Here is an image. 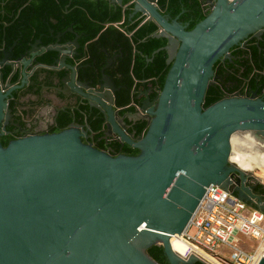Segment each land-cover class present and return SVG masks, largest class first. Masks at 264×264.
<instances>
[{"label": "water", "instance_id": "1", "mask_svg": "<svg viewBox=\"0 0 264 264\" xmlns=\"http://www.w3.org/2000/svg\"><path fill=\"white\" fill-rule=\"evenodd\" d=\"M131 3V17L155 21L154 37L167 40L155 51L165 50L171 66L164 87L153 99L152 89L144 92L137 118L147 122V130L138 138L127 132L116 109L118 89L104 70L94 106L105 117L106 131L114 130L118 142L140 154L114 157L98 150L83 142L78 125L31 132L6 147L0 142V264H159L147 253L153 245L163 248L169 264H192L199 259L180 257L171 238L186 230L206 187L217 185L246 203L257 200L264 211L258 178L230 161L233 135L251 133L264 141V100L237 93L204 106L218 79L216 62L229 59L231 49L250 36L264 34V0H204L210 14L191 31L170 22L158 0ZM78 39L45 47L58 54L46 68L57 72L67 56L78 55ZM8 60L6 54L0 67L13 66ZM77 85L87 97L89 85ZM11 86L0 75V138L13 123Z\"/></svg>", "mask_w": 264, "mask_h": 264}, {"label": "trees", "instance_id": "2", "mask_svg": "<svg viewBox=\"0 0 264 264\" xmlns=\"http://www.w3.org/2000/svg\"><path fill=\"white\" fill-rule=\"evenodd\" d=\"M158 5L170 22L177 20L186 26L187 31L193 30L210 14L204 0H158ZM0 6V43L4 42L7 49L14 46L13 59L26 54L36 40H40L43 46H48L56 42L55 35L58 33L63 34L62 42L72 41L79 35L77 60L80 62V78L96 85L101 83L104 70L118 89L116 108L122 109L120 114L136 112V107L143 103L144 97L139 95L142 91L152 89L150 97L154 98L163 89L171 66L166 63L168 55L165 50L155 51L166 46L167 40L154 37L159 30L155 21L140 14L131 17L134 9L131 0H124L123 6L108 0H0ZM70 28L73 32L69 31ZM256 42L254 40L248 43L246 49H241L239 45L231 49L232 56H246L236 61L239 65L234 69H222L220 60L216 62L214 72L225 78L227 75L228 86L216 84L208 89L205 107L221 100L224 88L229 93L240 90L241 94H251L252 90L258 88L256 79H261L259 86L262 87L264 40ZM57 55L54 51H45L36 57V62L51 66ZM2 57L0 52V58ZM109 59H113V63L106 68ZM43 72L46 75L43 81L39 80L42 76L40 72L32 78L37 88L29 89L31 94L39 95L43 86H51V78L57 76L49 70ZM60 75L63 74L58 76ZM16 79L15 76L11 81ZM19 97L20 95L15 94L16 100ZM89 112L87 105L60 110L51 132L63 131L73 123L85 128L89 126L90 132L95 134L92 140L98 150L108 151L114 157H135L140 154L139 150L127 144L103 140L101 137L105 117L98 112L87 116ZM125 123L128 131L135 137L146 133L147 122L144 120L133 121L126 118ZM12 138L4 135L0 142L6 147ZM83 142L86 143L85 140ZM258 190L264 196L261 186ZM147 253L159 264H169L161 246L153 245ZM192 264L204 263L196 261Z\"/></svg>", "mask_w": 264, "mask_h": 264}, {"label": "flooded vegetation", "instance_id": "3", "mask_svg": "<svg viewBox=\"0 0 264 264\" xmlns=\"http://www.w3.org/2000/svg\"><path fill=\"white\" fill-rule=\"evenodd\" d=\"M204 5L207 6L208 9H210L207 4L204 3ZM62 37L63 34L58 33L57 35H55L56 42L50 45H53L55 43H59L60 45H65L68 42H70V41L62 42ZM254 40L257 41L256 43L263 41L264 34L259 38L250 36L245 41L244 45H239V46L241 49H246L247 44ZM38 41L40 42V44L38 45L39 49L37 50L36 53H31L30 51ZM48 46H43L40 40H36L35 43L32 45L31 49L26 54H23L22 56L13 59L12 51L14 50V46L7 49L5 47L4 42L0 43V52L3 54V57L0 58V61H3L4 58L6 57V54H9L8 61L13 64V66L0 67V75L3 76L4 83H6L10 79V82L12 84L11 88L9 89L11 91V94L9 95L7 101L9 102V106L12 111V116H13L12 118L14 124L10 123L6 127V130L7 132H9V134H5L13 137L11 141L24 138L28 136L29 133L31 132H35L39 135L58 133L51 131L56 125V118L58 117L59 111L67 107L75 108V107H79V105H87L90 111L87 114V116H92L95 112L101 113L100 110L95 107V106H99V104L94 99V98H100L99 96L100 93H98V89L101 83L94 85L92 81L87 79L84 80L80 78L81 68L79 65L80 62H78L77 60L78 55H76L74 58L67 56V58L65 59V65L64 66L58 65V67H56V69H58V71L55 72L57 76L51 78L52 85L48 87L43 86V88L40 90L39 95L31 94L30 92H28L29 89L37 88L36 87L37 84L34 81H32V78L36 75V73L40 72V75H42L39 78L40 81H43L46 77V75H44L43 70H48L46 68L47 66L39 62L34 63L33 60L34 59L36 60V57L38 55L45 52L44 48ZM78 49H77V54H79ZM243 57L246 56L237 57V56H232L231 54L229 59H221L220 65L222 69L225 70L234 69L236 66L239 65L238 62L236 61H240L241 59H243ZM69 61H72V63H70ZM27 62L29 64H27ZM40 64L44 66L42 67V69H39ZM75 73H76V77L74 79L73 75ZM59 74H63V75L58 76ZM25 75L26 78L24 80ZM215 75L218 77V79L215 81V85L216 84L219 86L223 85L224 87L228 86L227 75L226 78L218 76L217 74ZM15 76L17 77V79L11 81ZM68 78L69 81L66 80ZM260 81L261 79H256L255 82L258 84V88L257 90H252L251 94L248 93L241 94L240 90H236L232 93H229L224 88L221 98L222 99L232 98V96L237 93L241 97L249 98L252 94L257 93L259 97L264 100V80L262 87L259 86ZM77 82H84L89 85L90 89L84 90L86 95H88L87 97L76 90V88L79 87L77 85ZM144 92H147V90L142 91L139 94L140 97H144L143 101L145 100ZM23 93H25L24 96L22 95ZM15 94L20 95V97L17 100L15 98ZM141 106L142 104L139 107H136L135 113L126 112L120 115L125 117V119L129 118V120H133V121L139 120L137 118V115L140 113ZM116 109H120V108H116ZM72 125L80 126L77 129L81 134L82 140H85L86 144L95 147V143L92 140V138L95 137V134L90 132L91 129L89 126L85 128L79 124L73 123L68 128H70ZM7 128H9V130ZM126 129L127 132H129L127 125H126ZM107 133L108 132L106 131V121H105V128L101 138L107 141L108 143H111L112 141H118L115 138L114 130H112L111 133L108 134ZM232 142H234L235 144L233 145L234 155L231 158V162L235 166H238L243 169H254V167L257 168V165L261 163L264 164V141L257 139L251 133H244L240 136L235 137ZM257 185H258L257 186V191H258V187L261 185L259 181H257Z\"/></svg>", "mask_w": 264, "mask_h": 264}, {"label": "built area", "instance_id": "4", "mask_svg": "<svg viewBox=\"0 0 264 264\" xmlns=\"http://www.w3.org/2000/svg\"><path fill=\"white\" fill-rule=\"evenodd\" d=\"M258 181L264 189V179ZM174 238L188 243L185 260L195 256L204 264H259L264 260V211L257 200L246 203L210 185L186 230ZM241 238L253 244H242Z\"/></svg>", "mask_w": 264, "mask_h": 264}, {"label": "bare ground", "instance_id": "5", "mask_svg": "<svg viewBox=\"0 0 264 264\" xmlns=\"http://www.w3.org/2000/svg\"><path fill=\"white\" fill-rule=\"evenodd\" d=\"M240 135H242V134H235V135L232 136L231 146H232L233 153L231 155V158L234 155V146L232 144V141H233V139L235 137L240 136ZM231 158H230V161H231ZM261 165H263V167H264V164L261 163ZM236 167L239 168L241 171H243L245 173H248L250 175H253V176H255V177L259 178V179L264 178L263 172H262V171H264V168H261L263 170H260V168L257 169L256 167H254V169H255L254 170V169H243V168H240L238 166H236ZM171 245H172L173 251L176 254H178L180 257H184V256H187L188 255V253H189V250H188L189 245H188V243L182 241L180 238H174V239H172ZM214 262H216V261H214Z\"/></svg>", "mask_w": 264, "mask_h": 264}, {"label": "rangeland", "instance_id": "6", "mask_svg": "<svg viewBox=\"0 0 264 264\" xmlns=\"http://www.w3.org/2000/svg\"><path fill=\"white\" fill-rule=\"evenodd\" d=\"M260 167H261L260 165H257V169H259ZM262 179H264V178H261V181H262ZM241 243L242 244H247L249 246L253 244L252 241H250V240H248L246 238H241Z\"/></svg>", "mask_w": 264, "mask_h": 264}, {"label": "crops", "instance_id": "7", "mask_svg": "<svg viewBox=\"0 0 264 264\" xmlns=\"http://www.w3.org/2000/svg\"><path fill=\"white\" fill-rule=\"evenodd\" d=\"M261 167H260V170H263V169H261V168H264L263 167V165H261V164H259ZM263 172V176H264V171H262ZM262 200L264 201V196H262Z\"/></svg>", "mask_w": 264, "mask_h": 264}]
</instances>
